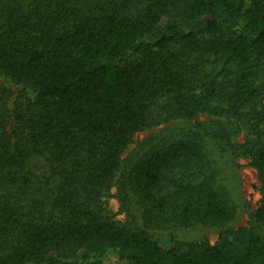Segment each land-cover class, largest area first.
Segmentation results:
<instances>
[{
  "label": "trees",
  "instance_id": "16d2710c",
  "mask_svg": "<svg viewBox=\"0 0 264 264\" xmlns=\"http://www.w3.org/2000/svg\"><path fill=\"white\" fill-rule=\"evenodd\" d=\"M263 67L264 0H0V264H264L252 224L170 247L148 231L236 218L207 136L258 170L264 225ZM166 110L209 121L152 143L117 179ZM116 183L143 227L111 213Z\"/></svg>",
  "mask_w": 264,
  "mask_h": 264
},
{
  "label": "rangeland",
  "instance_id": "374dc122",
  "mask_svg": "<svg viewBox=\"0 0 264 264\" xmlns=\"http://www.w3.org/2000/svg\"><path fill=\"white\" fill-rule=\"evenodd\" d=\"M211 68L209 67V69ZM263 82L264 70L256 83L259 85ZM259 100L260 107L264 106V95ZM198 118L186 119L173 117L172 115L169 116L168 114L162 122L154 127L137 132L123 153L121 169L119 170L117 179H119L121 173L127 172L136 163L152 143L161 138L173 140L184 132L194 128L198 123L197 121L208 120L209 115L203 114ZM245 138L246 132L241 136V139ZM206 144L214 167L218 170L223 183L231 190L232 196L238 204L239 212L234 220L218 225H209L196 221L188 224L172 223L164 228L149 229L148 231L164 247H170L176 241L209 240L212 243H216L222 240L227 229H238L250 224L257 226L264 234V225L257 222L254 216L263 198L262 182L258 170L249 165L247 159H237L230 153L222 152L221 147L213 137L207 136ZM32 164H34L35 169L39 172L44 171L45 173L48 170L46 161L39 157L34 158ZM119 189L116 183L107 194V203L111 213L121 224L129 228L138 229L143 227V210L138 204L136 197L131 193L130 197L125 200L123 198L124 195ZM105 262L106 264H133L132 261L116 259L114 256L107 258Z\"/></svg>",
  "mask_w": 264,
  "mask_h": 264
}]
</instances>
